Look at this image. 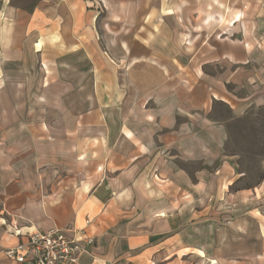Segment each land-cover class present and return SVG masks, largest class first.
<instances>
[{"label":"crops","instance_id":"1","mask_svg":"<svg viewBox=\"0 0 264 264\" xmlns=\"http://www.w3.org/2000/svg\"><path fill=\"white\" fill-rule=\"evenodd\" d=\"M264 0H0V264L36 230L76 264H264Z\"/></svg>","mask_w":264,"mask_h":264},{"label":"rangeland","instance_id":"2","mask_svg":"<svg viewBox=\"0 0 264 264\" xmlns=\"http://www.w3.org/2000/svg\"><path fill=\"white\" fill-rule=\"evenodd\" d=\"M229 127L227 151L238 158L243 176L240 186L259 183L264 177V106L232 118L223 107ZM214 264V262H213Z\"/></svg>","mask_w":264,"mask_h":264},{"label":"built area","instance_id":"3","mask_svg":"<svg viewBox=\"0 0 264 264\" xmlns=\"http://www.w3.org/2000/svg\"><path fill=\"white\" fill-rule=\"evenodd\" d=\"M84 248L60 229L36 230L28 240L7 248V256L26 264H76Z\"/></svg>","mask_w":264,"mask_h":264},{"label":"bare ground","instance_id":"4","mask_svg":"<svg viewBox=\"0 0 264 264\" xmlns=\"http://www.w3.org/2000/svg\"><path fill=\"white\" fill-rule=\"evenodd\" d=\"M214 264H216V263H214Z\"/></svg>","mask_w":264,"mask_h":264}]
</instances>
